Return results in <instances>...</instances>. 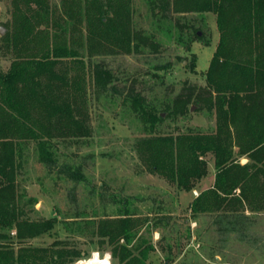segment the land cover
Listing matches in <instances>:
<instances>
[{
  "label": "trees",
  "instance_id": "1",
  "mask_svg": "<svg viewBox=\"0 0 264 264\" xmlns=\"http://www.w3.org/2000/svg\"><path fill=\"white\" fill-rule=\"evenodd\" d=\"M134 1L12 0L10 29L19 47L11 49L9 66L0 67V264H69L81 257L66 241L26 243L50 231L57 219L26 212L17 179L25 150L32 145L38 161L55 167L57 175L79 178V166L59 160L66 155L62 146L88 141L93 95L110 94L117 79L93 55L157 49L158 32L189 49L200 38L198 27L184 24L189 36L182 37L183 22L170 19L171 9L214 12L218 42L205 85L179 93L171 106L126 92L123 100L146 131L134 139V150L151 172L178 190L194 188L207 175L208 156L213 157L215 177L192 201L195 211L238 216L246 208L264 210V0H142L155 20L150 28L135 24ZM83 46L87 60L78 49ZM189 102L214 114L213 129L158 134L162 113L185 115ZM93 224V234L113 260L145 264L153 246L139 233L143 221L137 215L125 210Z\"/></svg>",
  "mask_w": 264,
  "mask_h": 264
},
{
  "label": "rangeland",
  "instance_id": "2",
  "mask_svg": "<svg viewBox=\"0 0 264 264\" xmlns=\"http://www.w3.org/2000/svg\"><path fill=\"white\" fill-rule=\"evenodd\" d=\"M13 10L12 0H0V26L5 30L0 34L3 69L14 56L11 49L19 47L10 29ZM134 10L138 27H152L155 20L147 15L144 1L135 0ZM169 14L173 21L179 18L183 25L198 27L200 38L192 40L189 49L174 36L158 32L157 49L93 55L95 60L104 61L117 79L110 94L98 92V98L93 95L89 105L93 132L88 141L62 146L66 155L59 160L79 166V178L57 175L55 167L38 161L32 145L25 150L28 154L17 179L26 212L31 218L57 219L50 231L26 243L47 246L59 240L81 252L108 250L93 234V222L126 210L142 219L139 233L153 246L145 264H264V210L246 208L238 216H228L221 210L203 212L191 207L195 197L213 183V157L208 156L207 175L194 188L178 190L163 176L151 172L134 150V139L146 131L123 100L126 92L134 90L154 105L171 106L179 93L205 85L204 72L218 42L214 12L179 13L171 9ZM187 25L182 27L184 38L189 36ZM78 49L87 60L85 46ZM186 108L189 110L185 115L162 113L164 119L157 133L175 135L213 129L211 111L194 102ZM245 161L246 157L240 158L241 163ZM113 264L120 263L114 259Z\"/></svg>",
  "mask_w": 264,
  "mask_h": 264
},
{
  "label": "built area",
  "instance_id": "3",
  "mask_svg": "<svg viewBox=\"0 0 264 264\" xmlns=\"http://www.w3.org/2000/svg\"><path fill=\"white\" fill-rule=\"evenodd\" d=\"M69 264H113V259L108 250L96 249L84 253Z\"/></svg>",
  "mask_w": 264,
  "mask_h": 264
},
{
  "label": "water",
  "instance_id": "4",
  "mask_svg": "<svg viewBox=\"0 0 264 264\" xmlns=\"http://www.w3.org/2000/svg\"><path fill=\"white\" fill-rule=\"evenodd\" d=\"M4 31H5V30L0 26V34H3ZM198 34H199V32H198ZM82 254H84V252H82Z\"/></svg>",
  "mask_w": 264,
  "mask_h": 264
}]
</instances>
